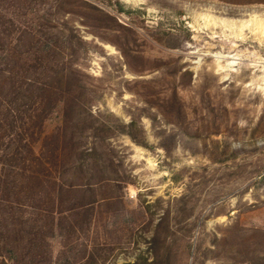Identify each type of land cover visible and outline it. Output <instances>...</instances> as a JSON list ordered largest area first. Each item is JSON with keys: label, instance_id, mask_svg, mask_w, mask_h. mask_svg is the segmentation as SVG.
Returning a JSON list of instances; mask_svg holds the SVG:
<instances>
[{"label": "rangeland", "instance_id": "obj_1", "mask_svg": "<svg viewBox=\"0 0 264 264\" xmlns=\"http://www.w3.org/2000/svg\"><path fill=\"white\" fill-rule=\"evenodd\" d=\"M262 74L264 0H0V264H264Z\"/></svg>", "mask_w": 264, "mask_h": 264}, {"label": "bare ground", "instance_id": "obj_2", "mask_svg": "<svg viewBox=\"0 0 264 264\" xmlns=\"http://www.w3.org/2000/svg\"><path fill=\"white\" fill-rule=\"evenodd\" d=\"M240 21V20H239ZM226 58H229L230 59V62L228 63L229 64V66H233V65H235L236 64V59L235 58H233V57H231V56H227ZM263 75V74H262ZM260 79H263V81H264V75L263 76H261V78ZM263 84V83H262Z\"/></svg>", "mask_w": 264, "mask_h": 264}]
</instances>
